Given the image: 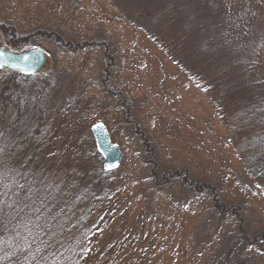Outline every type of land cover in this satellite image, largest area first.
<instances>
[{"label":"rangeland","instance_id":"obj_1","mask_svg":"<svg viewBox=\"0 0 264 264\" xmlns=\"http://www.w3.org/2000/svg\"><path fill=\"white\" fill-rule=\"evenodd\" d=\"M0 23L109 46L111 63L99 47L38 48L52 79L40 171L90 172L99 122L123 152L85 264H264L209 193L162 178L187 169L241 205L250 237L264 233V180L243 168L225 120L236 100L264 97V0H0ZM0 48L35 47L16 51L0 30Z\"/></svg>","mask_w":264,"mask_h":264},{"label":"trees","instance_id":"obj_2","mask_svg":"<svg viewBox=\"0 0 264 264\" xmlns=\"http://www.w3.org/2000/svg\"><path fill=\"white\" fill-rule=\"evenodd\" d=\"M0 30L16 51L46 49L47 44L71 52L94 46L102 48L111 63L105 41L75 44L54 31L21 34L3 23ZM51 80L49 73L26 75L0 68V264H85L99 206L112 195L111 172L105 170L97 149V164L90 172L40 171ZM225 120L237 138L235 149L243 168L251 177L264 180V97L236 100ZM142 141L152 165L153 148L145 137ZM177 177L184 188L209 193L220 220L234 219L240 239L264 254V233L250 237L241 205H228L215 185L191 179L187 169L167 171L162 178L170 182Z\"/></svg>","mask_w":264,"mask_h":264},{"label":"water","instance_id":"obj_3","mask_svg":"<svg viewBox=\"0 0 264 264\" xmlns=\"http://www.w3.org/2000/svg\"><path fill=\"white\" fill-rule=\"evenodd\" d=\"M47 54L38 48L29 51L16 53L8 49L0 48V68L9 69L26 75L40 72L47 64ZM95 138L96 148L102 156L103 166L107 171L117 170L123 160V152L115 144L111 135L102 122L96 123L91 127Z\"/></svg>","mask_w":264,"mask_h":264}]
</instances>
